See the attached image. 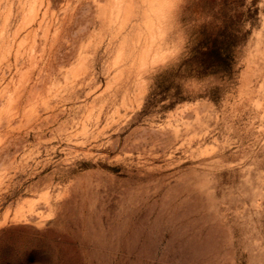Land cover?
Returning <instances> with one entry per match:
<instances>
[{"label": "rangeland", "instance_id": "rangeland-1", "mask_svg": "<svg viewBox=\"0 0 264 264\" xmlns=\"http://www.w3.org/2000/svg\"><path fill=\"white\" fill-rule=\"evenodd\" d=\"M0 264H264V0H0Z\"/></svg>", "mask_w": 264, "mask_h": 264}, {"label": "trees", "instance_id": "trees-1", "mask_svg": "<svg viewBox=\"0 0 264 264\" xmlns=\"http://www.w3.org/2000/svg\"><path fill=\"white\" fill-rule=\"evenodd\" d=\"M228 37L229 35H226L225 32L211 34L209 37V43L206 47V53L211 55L213 58L220 57L222 55L221 50L224 48L225 44L228 43Z\"/></svg>", "mask_w": 264, "mask_h": 264}, {"label": "clouds", "instance_id": "clouds-1", "mask_svg": "<svg viewBox=\"0 0 264 264\" xmlns=\"http://www.w3.org/2000/svg\"><path fill=\"white\" fill-rule=\"evenodd\" d=\"M180 2H181V4H184V5H186V4H187V2H188V0H180Z\"/></svg>", "mask_w": 264, "mask_h": 264}]
</instances>
